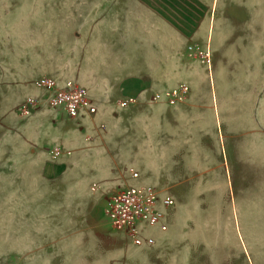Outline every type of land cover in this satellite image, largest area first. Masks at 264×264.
Instances as JSON below:
<instances>
[{"label":"rangeland","instance_id":"obj_1","mask_svg":"<svg viewBox=\"0 0 264 264\" xmlns=\"http://www.w3.org/2000/svg\"><path fill=\"white\" fill-rule=\"evenodd\" d=\"M82 1L0 0V74L55 77L64 69L97 70L99 63L83 61V47L70 34L80 24L70 19L81 16L72 15V8ZM250 6L247 14L233 19L219 15L217 43L244 23H250L251 39L262 38L264 0H250ZM189 45L207 50L211 58L210 47ZM186 58L193 66L205 63ZM197 72L190 67L187 76L196 81ZM201 85L189 105H211L208 80ZM152 95H142L143 105L179 103L152 102ZM133 117L143 128L152 119L148 127L157 146L155 160L174 181L171 189L155 188L160 197L174 201L166 210V231L153 235L152 246L137 247L107 224L109 193L136 185L129 181L139 174L107 172L117 158L106 144L100 143L96 156L89 158L90 171L83 172L63 146L56 147L54 158L52 149L50 154L34 149L0 119V264H264L263 137L250 134L244 141H230L225 112L217 133L215 119L206 113L194 116L195 124L185 134L180 123L160 111L142 110ZM179 119L183 124L185 119ZM103 130L108 131L105 125ZM95 184L101 188L92 191Z\"/></svg>","mask_w":264,"mask_h":264},{"label":"crops","instance_id":"obj_2","mask_svg":"<svg viewBox=\"0 0 264 264\" xmlns=\"http://www.w3.org/2000/svg\"><path fill=\"white\" fill-rule=\"evenodd\" d=\"M82 2L81 7L72 8V15L81 16L70 19L80 22L72 27L70 34L77 46L83 47V61L98 62L99 68L64 69L56 72L55 77L47 76L59 85L74 78L93 98L96 113L67 124L43 102V92L37 86L40 75L3 72L0 74V119H4L2 125L6 130H17L25 143L48 154L50 149L63 146L67 157L74 159L83 172L90 171L89 158L96 156L95 151L104 143L117 158L109 164L107 172L135 170L139 177L129 182L156 189H171L174 181L168 177L170 172L161 170L160 162L155 160L153 148L157 146L148 127L152 119H146L145 128L139 127L133 117L136 112L160 111L164 117L180 123L184 134L188 127L194 126V116L200 113L215 119L217 133L219 118L225 112L230 141L236 137L244 141L250 134L264 139V32L262 38L251 39L250 23H244L242 27H232L220 43L216 34L219 15L225 19L245 15L250 10V0ZM189 44L210 47L209 62L195 61L193 66V61L185 56ZM190 67L198 69L196 81L187 76ZM206 79L211 95L210 109L207 105H189L194 91ZM179 82L188 85L189 93L177 105H143L142 95L162 93ZM28 93L31 95L27 96ZM132 95H137L134 104L126 108L118 106L120 100ZM29 96L40 99L41 107L23 117L18 107ZM201 106L204 108L200 109ZM178 114L185 119L184 125ZM104 125L108 129L106 133ZM147 233L160 237L155 228H149Z\"/></svg>","mask_w":264,"mask_h":264},{"label":"built area","instance_id":"obj_3","mask_svg":"<svg viewBox=\"0 0 264 264\" xmlns=\"http://www.w3.org/2000/svg\"><path fill=\"white\" fill-rule=\"evenodd\" d=\"M186 56L198 57L206 63L210 60V54L201 50L196 45H188L185 49ZM37 86L43 92V102L62 119L75 120L82 117H90L96 113V107L87 91L72 80H67L62 85L50 76L42 75L37 79ZM189 93L185 83H179L175 87L162 93L153 94L152 102L165 101L167 103L180 102ZM134 97H127L118 102L120 108H126L135 103ZM41 107V100L29 96L18 107V113L25 117ZM59 154L58 148L51 150L52 157ZM137 178V173L131 174ZM98 184L92 185L91 190H99ZM174 201L171 197H160L154 187L129 185L118 187L109 193L104 208V216L110 228L124 233L130 242L137 247L152 246L154 238L147 233L149 228H155L159 232L167 229L166 210L172 207Z\"/></svg>","mask_w":264,"mask_h":264}]
</instances>
